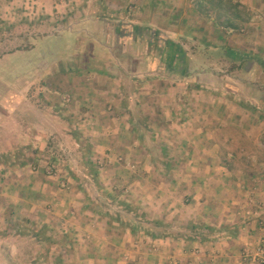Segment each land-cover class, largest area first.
<instances>
[{
	"label": "crops",
	"instance_id": "crops-1",
	"mask_svg": "<svg viewBox=\"0 0 264 264\" xmlns=\"http://www.w3.org/2000/svg\"><path fill=\"white\" fill-rule=\"evenodd\" d=\"M113 1L119 6L107 3L103 6L104 8L99 5L96 9L100 7L101 10H99L103 13L124 12L127 14L128 4L134 5L135 11L133 14L128 13L130 16L124 15L123 17L122 15L115 19L107 16L108 19L125 22L123 26L118 24L123 30L121 32L123 35L120 39H116L113 46H110L111 43H106L104 47H100L99 42V48L93 46L85 57L86 60L93 62V65L82 71L71 69V71L67 70L68 72L65 71L58 75L59 78L62 77V80L58 79L62 84L67 83L63 86V91H67L75 101H82L79 105L89 109L85 110L87 114L83 112L81 114L86 115H82L85 117L84 122L92 125L91 130H88L94 148L91 155L104 162V169L98 174L102 195L108 200L129 201L154 219L164 218L166 221L167 219L173 221L178 218L176 214L181 213L180 215L187 216L186 223H189L192 221L190 215L195 216L194 211H196L197 215L200 214L205 218V222L201 221L200 224L217 229L229 227L236 230L237 235L216 241L199 242L182 239L153 240L141 233L134 234L99 214L94 198L90 196L85 187L75 184L68 192L62 191L58 189L55 181L53 183L47 179L42 168L39 174L33 169L29 171L30 162L22 163L13 169L12 179L15 180L12 184L13 191L12 193L10 191L7 198L3 199L0 204V209L4 211V221L16 219L19 215L17 218L22 219L23 217L25 223L29 221V225L35 224L34 228L31 227V230L26 231L25 236L41 242L47 237L51 238V240L47 239L52 244L44 264H247L242 258L243 251H253L259 238L264 237V226L256 224L254 219L245 222L246 219L242 217L243 208L253 205L250 193H256V186L249 183L243 184L244 182L238 180V183L231 188L235 189L236 186L242 184L244 193L241 195L239 190L238 193L234 190L232 196L229 194V197L224 198L227 189L222 186L221 180L215 183L211 181V173L214 171V167L211 166L214 148H210V144L207 143L210 137L208 133L203 129L200 135L188 133V136L184 138L185 134L182 133L185 131L179 135H173L174 132L171 129L177 127L181 130L180 126L188 123V119H185L182 114L184 111L181 110L188 105L185 93L190 92L187 91L188 84L184 82L192 79L195 76L194 72L199 71L196 75L203 73L200 72L202 63L196 66L191 64L197 61L202 62L200 58L204 61L207 50L204 52L200 50L204 46L209 48L205 43L207 33H210L209 30L212 29V33H217L215 19L207 15L208 11L205 8L201 10L193 7L194 4L201 5L203 0H197L198 3L195 0H186L188 3L183 8L179 1L175 0L167 2L166 0ZM237 1L246 5L238 10L241 13H247L244 18L246 22L236 25L237 30L242 31L245 27L253 25V21L258 16L257 12H260V8L258 9L260 1ZM42 7L48 11L46 5ZM231 18L236 19L235 13L231 12ZM104 19H106L104 23L109 24L107 18ZM97 23L94 20L93 28L97 27ZM81 24L82 22L79 26ZM148 27L156 29L150 32L153 38L158 36V32L161 33L162 36L160 35L157 44L153 43L152 38H149L147 42L143 39V28ZM121 30L118 29L119 32ZM227 39L225 35L218 36L219 42L213 48H229L231 45ZM142 46L143 51L145 50L143 53ZM153 46L158 52L157 57L154 56L155 53L153 54ZM146 48L149 49V56L146 55ZM188 48L191 51H188ZM231 49L243 53L239 48ZM117 50L118 55L115 54ZM252 51V53L247 52L248 55L255 56L259 51L264 52V49L261 47L256 49L257 53L254 49ZM78 52L75 55L80 56ZM97 52H102L103 61L108 60V54L114 57L116 55L119 58L118 61L123 63L121 65L130 70L125 71L123 75L128 79L132 78L133 83H138V81L141 83L139 80L141 76L147 81L136 88L119 86L113 68L102 66L103 68L97 70L91 67L96 66V62L100 60L97 59L99 58L96 56ZM75 58L72 59L73 62ZM261 58L264 60V56ZM155 59L160 64L165 63L164 70L167 67L169 75H165L164 70L159 74L156 70L149 69V65L156 62ZM145 64L149 65L145 67ZM154 66L155 64L152 68ZM171 78H173V83L170 82ZM193 96H198L195 104L203 101L209 104L210 108H214L212 105L216 100H222L221 103L224 102V104L228 103L223 101L224 98L220 99L219 94L214 97L205 90L194 92ZM140 106L150 111L148 120L153 138L156 139L159 135L165 142L166 153L175 152L174 155L173 153L168 154L169 157L173 156L171 158L174 161L169 175H163L162 171L152 163L149 153L139 141L140 130L130 120L131 110L140 108ZM208 106L206 108H209ZM156 128L158 133L155 132ZM164 129L167 131L166 135H163ZM205 129L211 130L210 128ZM261 134L264 132H260L256 137V143L261 141L259 138ZM177 142L180 146L173 147ZM197 142L196 149L194 145ZM200 142L203 145H200ZM32 153L35 154V152ZM35 157L39 158V166L44 167L42 164L45 163L46 158L40 147ZM115 158H121L123 161L119 163ZM187 160L193 163L187 166L188 168L181 164H186ZM30 161L37 162L35 159ZM201 166L203 173L207 175L204 176V181L198 180L202 182L200 185L195 182V179L188 181L185 179L186 176L178 180L177 176L173 177L176 171L194 172ZM260 166L264 167V163ZM220 169L223 172L226 170L223 166ZM234 182L236 181L232 184ZM187 186H191L194 190L185 193L187 200L179 204L178 190L180 187ZM197 186H200L199 191L195 190ZM245 188L253 189V192L249 193ZM2 189L3 187L0 186V197L3 195ZM262 195L264 192L260 194L261 197ZM262 203L260 206L264 208ZM22 212H25V215H22ZM262 218H264V211H262ZM213 220L215 224L211 223ZM38 224L40 225L37 227ZM83 236L85 244L80 242ZM110 248H114L113 251Z\"/></svg>",
	"mask_w": 264,
	"mask_h": 264
},
{
	"label": "rangeland",
	"instance_id": "rangeland-1",
	"mask_svg": "<svg viewBox=\"0 0 264 264\" xmlns=\"http://www.w3.org/2000/svg\"><path fill=\"white\" fill-rule=\"evenodd\" d=\"M44 1L0 0V186L3 187V195L0 197V204L3 199L7 198L6 196L10 194V191L11 193L13 191L12 184L15 181L12 179L14 176L13 169L26 162L31 163L28 166V169H30L29 171L33 169L39 174L42 168L47 179L53 183L55 181L58 184V189L62 191L68 192L72 186H75V184L78 185L77 181L74 179L77 174L75 160H70L66 164L64 162H58L57 164L49 166V156L45 155V163L42 164L44 167L39 166V158L35 157V155H37L39 147L44 152L47 134L45 130H42L37 124L31 125V127H25L20 119L24 114L33 112L41 103H49L50 106L58 108V111H60L63 116L72 121V128L78 133V142L83 145L87 143L89 146L90 160L96 168L97 173L100 174L104 169V162L91 155L92 149L94 148L92 145L93 143L90 141L88 130H91L92 125L85 123V117H83L87 114L85 110L89 109L79 105L82 101H75L74 97H70L67 91H63V86L67 83L62 84L61 81H59L62 80V77L59 78L58 75L65 71H71V69H79V71H82L84 68L93 65V62L85 59L86 54L92 47L95 46L99 48L98 42L101 45L100 47H104L106 43H111L110 46H113L112 44L116 43V39H120L121 35H123V33H121L123 32L121 26H123L125 22L119 21L118 19V21L108 19V17L110 16L109 18L115 19L122 15L123 17L124 15L130 16L128 13L133 14L135 11L133 9L134 5L128 4L126 11L128 13L124 14V12L103 13L100 11V7L96 9L99 5L103 7L107 5V3L108 5L115 4L119 6L117 5L118 3L113 0ZM167 1L168 0H166V2ZM175 1H179L182 8L188 3L186 0ZM235 1L238 2L237 0H234V2ZM259 1L260 4L258 9L260 8V12H257L258 16L253 21L251 27H245L242 31L241 29L237 31H223V34L218 32L212 33L213 30H209L210 33H207L208 36L206 35L207 37L205 38V43L209 48L204 46L200 50V52L207 50L203 58L204 61L200 58L199 60L202 62L197 61L195 64H191L196 66L202 63L200 72L203 73L196 75L199 71L194 72L195 76L184 82L186 85L188 84L187 89L188 86L189 89L187 91L190 92L185 93L188 105L181 110L184 111L182 114H184L185 119H188V123L184 126H180L182 127L181 130L177 127L171 129L174 132L173 135H179L181 132L185 131L182 133L185 134L184 138L188 136V133L200 135L201 131L204 129L210 136L207 140L208 145L210 144L209 147L214 148L211 160V166L212 168L214 167V171L211 173V181L215 183V181L219 182V180H221L222 186L227 189V192L224 193V198L229 197V194L232 196L234 190H236L235 193L239 190L241 195L244 193L241 187L243 186L242 184L236 186L235 189L231 188V186H235L236 183H238V180L244 182L243 184L249 183L255 185L257 189L256 193H250V191L253 192V189L250 190L245 188V190L251 194L253 206L262 208L260 204L262 203V199H264V195L261 197L260 194L264 192V171H262L264 167L260 165L264 163V148H262L259 143H256L255 140L260 132H264V75H262L264 73L259 72V69L251 62H247L244 65V69L241 71H230L229 64L223 63L219 58L218 48H213L216 47L215 45L219 42L217 37L225 35V37L228 38L227 41H229L231 45L229 48H239L243 51L242 54L247 55V52L252 53L253 49L256 51V49L258 50L260 47L264 49V0H257V2ZM238 4L240 7H246V5H242L240 2H238ZM42 5H46L48 11H46L45 7H42ZM194 5L193 7H198L197 4ZM185 8H187V6ZM204 8L209 11L208 7ZM204 8H202V10ZM244 12L246 13V11ZM214 16L215 13L212 12V17ZM246 16L247 13H241V17L245 18ZM105 17L109 24L104 23V21H106V19H104ZM94 20L98 23L96 25L97 27L94 26L93 28ZM81 22L82 24L79 26ZM118 24L121 26H118ZM118 29L121 31L119 32ZM153 30L156 29L149 27L143 28V39L147 42L149 38H152L153 43L157 44L161 33L157 31L158 36H154L153 38L150 35V32ZM196 36L198 37V34H196ZM143 49L144 47L142 46V53L145 52ZM152 49L153 54L155 53L154 56H159L154 46ZM77 51H79L78 53H80V56L75 55ZM188 51L191 50L188 48ZM146 52V55L149 56V49L146 48ZM118 53L119 51L117 50L115 54L118 55ZM101 55L102 52H97L96 56L99 57L97 59L100 60L96 62V66L91 67L97 70L103 68L102 66H110L113 68L119 86L136 88L144 81H147L145 77L141 76L139 77L141 83H139V81L138 83H133L131 81L132 78L128 79L123 75L125 71L130 70L127 69L126 66L121 65L123 63L118 61L119 58H117L116 55L114 57L108 54L107 61H103V56ZM257 55L262 57L264 56V52L259 51ZM74 57L76 58L73 62L72 59ZM155 61L154 68H152L154 64H148L149 69H154L160 74L162 70H164L165 63L162 62L160 64L156 59ZM148 65L145 64V67ZM121 67H124V69H121ZM166 68L167 67H165L163 73L169 75V70H166ZM171 75L172 74H170V76ZM89 81L86 82L89 83ZM170 82L173 83V78H171ZM195 84L203 86L200 90H205L213 94L214 97H216V94H219L218 97H220V99L224 98L223 101L228 103L224 104V102L221 103L222 100H216V103L213 102L212 105L214 108H210L208 106L209 104L207 105V103L203 101H201V103L199 101L198 104H195V99H198V96L192 97V94L199 91L193 88ZM227 96H233L234 101L231 102ZM238 102H243V104L255 108V111L241 107ZM207 106L209 108H206ZM223 107L224 110H222ZM139 109L146 119L148 130L150 131L146 139H144V142L141 143L144 149L147 150L148 153L150 150L156 155L159 154L160 148H164L167 151L165 142L159 135L156 139L155 137L153 138L154 135L149 127L148 120L150 111L141 106ZM72 110H74V113H72ZM82 112L85 114H81ZM36 120H38L37 116ZM220 123L223 124L220 125ZM205 128H210L211 130H206ZM221 128L223 130H219ZM164 131L163 135H166L167 131L165 129ZM155 132L158 133L157 128ZM238 134L244 135V139L241 140L240 138L241 141L237 139L231 144L226 143L227 138L236 137ZM259 138L260 140L264 139V134H261ZM66 140L67 141L60 143L59 148L67 152L81 148L79 143L76 144L71 140ZM177 143H174L173 147L180 146V144ZM199 144L203 145L202 142ZM196 145H198V142L194 146ZM197 147L198 146L195 148L197 149ZM222 148H225L227 152H232L234 150L238 151L233 169L242 172H233L237 178L234 184H232V173H230L228 169L224 172L220 169L222 166L217 153ZM32 152H35V154ZM174 153L175 152L170 151L167 154L174 155ZM171 157L173 158V156ZM31 159H35L37 162L32 163L34 161H30ZM115 160L119 163L123 161V159L120 161L118 158H115ZM181 164L187 167L193 163H189L187 160L186 164ZM219 165L220 167L217 168ZM74 170L75 173H73ZM205 175H207V173H203L201 166L199 170L194 172L185 173L176 171L173 177L175 178L177 176L178 180L186 176L185 179L188 181L190 179H195V182L200 185L202 182L200 183L198 180L202 179L204 181ZM61 182L65 184V188L60 187ZM199 189L200 186H197L195 190L199 191ZM190 190L194 189H191V186L179 188L178 191L180 195H178L177 198L179 204H183V202L187 200L188 197L185 193L190 192ZM247 199H249V197ZM256 202H258V204ZM249 209L250 207L243 208L242 210V217L246 219L245 222L251 220L244 214L245 211ZM3 212L4 211L0 209V264H44L48 252L50 251L49 247H51L50 245L52 244V242H50L51 238H45V240L42 241L43 243L38 239L34 241V238H28L24 234L27 230H31V227L34 228L35 224L29 225V221L25 223L23 217L22 219L17 218L19 215L16 216V219L11 218L12 220L6 222L4 221ZM22 213V215H25V212ZM196 213L197 212L194 211L195 216L190 215L192 217V221L190 222L196 224H199L201 221L205 222V218ZM180 214H176L178 218L173 221L167 219V222H176L174 223L175 225L183 226L188 224L186 223L187 216ZM19 219H21V221H18ZM214 220L217 221L216 219ZM214 220L211 221L212 224H215L213 223ZM207 221L209 222L208 219ZM39 225L40 224H38L37 227ZM85 240L88 241V239ZM80 242L85 244L84 236L80 239ZM110 249L113 251L114 248ZM111 251H109V254H111ZM52 254H54V251H52Z\"/></svg>",
	"mask_w": 264,
	"mask_h": 264
},
{
	"label": "trees",
	"instance_id": "trees-1",
	"mask_svg": "<svg viewBox=\"0 0 264 264\" xmlns=\"http://www.w3.org/2000/svg\"><path fill=\"white\" fill-rule=\"evenodd\" d=\"M196 3H198V1ZM197 6L201 10L204 7H208L209 11L206 12L207 15L212 16V12L215 13L213 18H215L217 26L216 31L218 33L223 34V31L237 30V24L246 22V19L244 20V18L241 17V12L238 11L240 5L238 2H234V0H203V3L201 5L197 4ZM231 12L232 14L235 13V20L231 18ZM218 52L219 58L222 62L229 64L230 71H241L244 69V65L247 62H251L259 69V72L264 73V60H262L260 55L250 56L248 54L246 55L236 52L227 47L219 48ZM193 88L200 90L203 86L195 84L193 85ZM227 98L231 102L234 101L233 96H227ZM238 104L247 110L250 109L251 111H255V108L249 107L246 104H243V102H238ZM51 107L52 106H50L49 103H41V105H39L33 112L24 114L20 120L25 127H31V125L37 124L42 130H45L47 138L44 152L45 155L49 156V166L57 164L58 162H64L66 164L70 160H75L77 174L74 179L79 186H83L89 191L90 196L94 198V203L99 214L108 218L120 228L128 229L134 234L142 233L153 240L182 239L186 241L206 242L216 241L222 238H231L237 235V231L229 227L217 229L193 222H189L184 226L175 225L174 223L167 222L164 218H151L148 214L132 205L129 201L108 200L106 196L101 193L98 173L90 160L88 144L86 143L83 145L78 142V133L73 130L72 121L63 116V114L58 111V108L52 107L51 109ZM36 116L38 117V120H36ZM130 117L131 122L135 123V126L140 129L139 141L140 143H143L146 136L150 133L147 121L143 117L139 108L131 110ZM219 130L223 129L221 128ZM240 138L241 140L244 139V135L238 134L236 137L227 138L226 143H234L237 139L241 141ZM66 139L71 140L76 144L79 143L81 148L71 152L59 148L60 143L67 141ZM259 145L264 148V139H261ZM159 150L160 152L157 155L149 150L150 159L152 163L162 171L163 175L166 176L170 174V169L171 166L174 165V161L169 157L164 148H160ZM237 152L238 151L236 150L227 152L225 148H222L217 153L221 161V166L232 173V181H236L237 179L233 172H242L233 169ZM73 173H75V170Z\"/></svg>",
	"mask_w": 264,
	"mask_h": 264
},
{
	"label": "built area",
	"instance_id": "built-area-1",
	"mask_svg": "<svg viewBox=\"0 0 264 264\" xmlns=\"http://www.w3.org/2000/svg\"><path fill=\"white\" fill-rule=\"evenodd\" d=\"M121 161V158H118ZM100 164V163H99ZM100 169V168H99ZM61 188H65L63 182L60 183ZM261 207H254L253 205L249 210L245 211V214L251 219L255 220L259 226H264V218H262ZM242 258L247 264H264V237L259 238L258 244L253 251H243Z\"/></svg>",
	"mask_w": 264,
	"mask_h": 264
}]
</instances>
